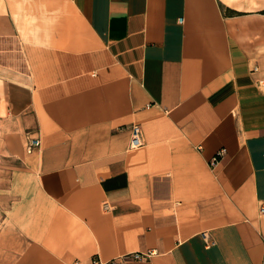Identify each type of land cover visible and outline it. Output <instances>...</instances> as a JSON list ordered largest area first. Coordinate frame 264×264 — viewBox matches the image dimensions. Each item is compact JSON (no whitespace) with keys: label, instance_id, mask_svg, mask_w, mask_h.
Masks as SVG:
<instances>
[{"label":"crops","instance_id":"crops-1","mask_svg":"<svg viewBox=\"0 0 264 264\" xmlns=\"http://www.w3.org/2000/svg\"><path fill=\"white\" fill-rule=\"evenodd\" d=\"M262 200L264 0H0V264H264Z\"/></svg>","mask_w":264,"mask_h":264},{"label":"built area","instance_id":"built-area-1","mask_svg":"<svg viewBox=\"0 0 264 264\" xmlns=\"http://www.w3.org/2000/svg\"><path fill=\"white\" fill-rule=\"evenodd\" d=\"M143 145V136H142V129L140 125H133L131 127V143L130 148H137ZM41 146V140L39 138H29L28 144H27V152L32 153L36 148H39ZM223 154V150L219 151L212 159H211V165H215L219 161V156ZM108 207L107 203L104 204V208L106 209ZM259 212L261 215H264V200L260 202L259 205ZM205 240L207 243V246L210 247L216 243V241L211 240L207 234H205ZM149 254H143V253H133L131 255L134 259H140L143 256H148ZM93 264H116V260H110V261H102L98 256L93 257L92 259Z\"/></svg>","mask_w":264,"mask_h":264}]
</instances>
